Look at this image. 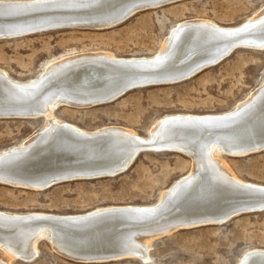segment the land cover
<instances>
[{"label":"bare ground","instance_id":"obj_1","mask_svg":"<svg viewBox=\"0 0 264 264\" xmlns=\"http://www.w3.org/2000/svg\"><path fill=\"white\" fill-rule=\"evenodd\" d=\"M172 1L0 0V38L69 25L110 26ZM241 47L264 49V4L236 25L204 18L178 21L152 55H66L46 62L38 75L24 81L0 69V117L44 120L21 142L0 150V182L41 190L66 180L115 176L141 150L180 151L191 159L190 169L151 204L107 205L72 214L0 211V264H10L12 257L32 260L42 237L78 262L134 257L146 263L154 238L264 211V185L239 179L217 153L243 156L264 150V73L233 108L167 114L145 136L115 124L86 130L53 113L61 103L89 106L132 88L187 80ZM237 264H264V249L245 251Z\"/></svg>","mask_w":264,"mask_h":264},{"label":"rangeland","instance_id":"obj_2","mask_svg":"<svg viewBox=\"0 0 264 264\" xmlns=\"http://www.w3.org/2000/svg\"><path fill=\"white\" fill-rule=\"evenodd\" d=\"M263 4L264 0H176L138 10L110 26L69 25L0 38V69L24 81L38 75L46 62L66 55L88 51L121 57L152 55L178 21L204 18L236 25ZM263 73L264 49L241 47L187 80L132 88L89 106L61 103L53 113L60 121L82 129L115 124L145 136L154 122L167 114L220 113L233 108L261 81ZM43 124L42 116H1L0 150L18 144ZM217 153L239 179L264 185V150L243 156ZM190 166V157L180 151L141 150L128 168L115 176L66 180L41 190L0 182V211L72 214L107 205L151 204ZM51 246L42 237L32 260L12 257L10 264H237L245 251L264 249V211L154 238L148 244L146 263L134 257L78 262Z\"/></svg>","mask_w":264,"mask_h":264},{"label":"water","instance_id":"obj_3","mask_svg":"<svg viewBox=\"0 0 264 264\" xmlns=\"http://www.w3.org/2000/svg\"><path fill=\"white\" fill-rule=\"evenodd\" d=\"M125 92H126V91H125ZM125 92H123V93H125ZM123 93H122V94H123ZM119 96H120V95H119Z\"/></svg>","mask_w":264,"mask_h":264}]
</instances>
